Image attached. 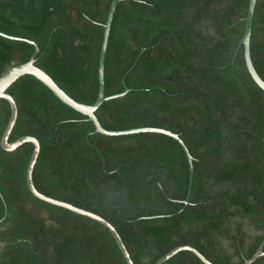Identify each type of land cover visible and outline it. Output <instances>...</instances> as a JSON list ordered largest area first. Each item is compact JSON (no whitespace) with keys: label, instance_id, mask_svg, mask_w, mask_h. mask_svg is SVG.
I'll use <instances>...</instances> for the list:
<instances>
[{"label":"trees","instance_id":"16d2710c","mask_svg":"<svg viewBox=\"0 0 264 264\" xmlns=\"http://www.w3.org/2000/svg\"><path fill=\"white\" fill-rule=\"evenodd\" d=\"M109 2L0 0V32L23 38L0 35V74L29 59L32 40L34 64L71 98L91 104ZM247 4L121 0L115 7L104 95L123 90L124 72L147 48L124 76L128 91L104 100L95 115L106 129L154 126L181 138L192 185L177 213L188 181L177 141L157 132H95L85 115L28 74L6 89L17 107L8 140L29 134L39 141L34 187L105 218L133 264H152L181 244L214 264H242L264 237V91L238 46ZM249 49L264 81V0L255 2ZM9 113L0 98V136ZM31 151L30 142L0 147V264H126L106 227L28 190ZM161 264L204 263L180 250ZM250 264H264V256Z\"/></svg>","mask_w":264,"mask_h":264},{"label":"water","instance_id":"95a60500","mask_svg":"<svg viewBox=\"0 0 264 264\" xmlns=\"http://www.w3.org/2000/svg\"><path fill=\"white\" fill-rule=\"evenodd\" d=\"M119 1L121 0H110L105 22L103 24V32H102V39H101V45H100L99 56H98V66H97L98 88H97L96 98L91 104L81 103L71 98L65 91H63L55 83V81L44 70H42L41 68H39L38 66L34 64V55L38 52L39 49L36 43L32 40H28L34 46L33 52L31 56L29 57V59L25 62L9 66L7 69H5L0 74V98L5 99L8 102L9 109H10L7 123L0 136V147L6 151H11L24 142H30L32 144V151L28 159L26 170H25V180H26V185H27L28 190L35 197L45 202H48L56 206L63 207L72 212L89 217L97 221L104 227H106L108 231L110 232V234L112 235L126 264H133L127 252V249L125 245L123 244L118 232L116 231L114 226L110 222H108L105 218L94 213L93 211L84 209L82 207L75 206L61 199H56L51 196L45 195L34 187L33 182H32V171H33V167L36 162V159L39 153V148H40L39 141L35 136L26 134V135H21L13 139L12 141L8 140L9 134L11 132V129L16 119L17 107H16V103L13 97L9 93L6 92V89L19 76L28 74V75L33 76L37 80H39L41 83H43L62 103L66 104L73 110L85 115L87 119L92 122L95 132L102 133L105 135H122V134L137 133V132H157V133L167 135L171 137L172 139H174L175 141H177L182 147L184 155L186 157V161L188 165V181H187V189H186L185 197L182 200V206L174 213L181 211L185 207V205L189 203V196H190L191 185H192V159H191V155L189 151L187 150V147L185 146L181 138L176 133L166 128L154 127V126H139V127H132V128H127V129H106L101 126V124L99 123L95 115V111L97 107L104 100L122 96L128 91V87L125 85V82H124V76L134 66L141 52L147 48V47L140 48L131 66L124 72L122 76L123 90L117 93L110 94V95H104V58H105L107 40H108L112 17L115 11V7ZM255 2L256 0H248L247 10H246V14L244 17L243 34L241 38L239 39L238 46L240 45L242 46V53H243L245 66H246V69L250 77L253 79L256 85L264 91V81L258 75V73L256 72L253 66V63L250 57V49H249L250 32H251V25H252V18H253ZM0 35L8 37V38H12V39H19V40L23 39L21 37L7 35L2 32H0ZM5 213H6V210L4 212V215ZM263 245H264V237L261 239L257 248L251 254V256L245 259L242 264H250L258 256H261V255L264 256V250L262 249ZM180 250H188L192 252L204 264H214L213 262L208 260L205 256H203L196 248H194L193 246L189 244H181V245L172 247L171 249L166 251L164 254H162L160 257H158L152 264H161L166 259L170 258L173 254H175L176 252Z\"/></svg>","mask_w":264,"mask_h":264}]
</instances>
